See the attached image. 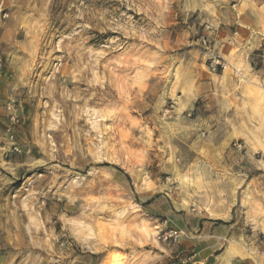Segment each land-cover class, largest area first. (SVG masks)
<instances>
[{
    "label": "rangeland",
    "instance_id": "374dc122",
    "mask_svg": "<svg viewBox=\"0 0 264 264\" xmlns=\"http://www.w3.org/2000/svg\"><path fill=\"white\" fill-rule=\"evenodd\" d=\"M199 1L0 0V264H166L168 209L258 210L264 51L251 78L212 72Z\"/></svg>",
    "mask_w": 264,
    "mask_h": 264
},
{
    "label": "crops",
    "instance_id": "0c3cea01",
    "mask_svg": "<svg viewBox=\"0 0 264 264\" xmlns=\"http://www.w3.org/2000/svg\"><path fill=\"white\" fill-rule=\"evenodd\" d=\"M198 11L214 28L215 49L228 64L222 75L234 83H238L240 72L253 77L251 56L264 51V0H204L197 2L192 12ZM1 13V38H7L3 14H9ZM202 75L205 81L199 82L196 100L207 90L213 91L216 77L221 76L205 71ZM256 181L260 182L257 193L264 198V175ZM213 194H204L195 207L165 211L167 220L162 226L182 232L177 246L166 250V264H264V201L256 212H245L244 221H237L232 202L220 203ZM245 227L249 234L242 232Z\"/></svg>",
    "mask_w": 264,
    "mask_h": 264
},
{
    "label": "built area",
    "instance_id": "2783aa9c",
    "mask_svg": "<svg viewBox=\"0 0 264 264\" xmlns=\"http://www.w3.org/2000/svg\"><path fill=\"white\" fill-rule=\"evenodd\" d=\"M7 15L3 14V18H6ZM202 42L204 45H207L209 40L205 37L202 38ZM209 57H208V68L214 72V73H218V72H223L224 70H226L227 68V62L225 61V59L216 51V49H212L208 52ZM5 64H6V58H5V54L3 51V46L0 43V73L4 70L5 68ZM12 121V125L18 124L19 123V119H17L15 116L12 117L11 119ZM7 132V136H8V140L12 143L13 150L14 151H18V147L15 145V134L13 133V130L11 127L7 128L6 130ZM233 151L238 155V159H237V163L238 164H242L244 161V154H245V147L244 144L240 141H234L231 145ZM182 235V232L180 230L177 229H170L168 231H165L162 236H161V240L163 243L166 244H176L178 242V240L180 239ZM264 236V234H263ZM191 258L186 259L185 261L190 260ZM184 262V261H183ZM185 263V262H184Z\"/></svg>",
    "mask_w": 264,
    "mask_h": 264
}]
</instances>
